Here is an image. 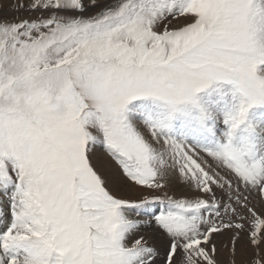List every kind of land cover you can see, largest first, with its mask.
Here are the masks:
<instances>
[{
	"label": "snow or ice",
	"instance_id": "6c2138e0",
	"mask_svg": "<svg viewBox=\"0 0 264 264\" xmlns=\"http://www.w3.org/2000/svg\"><path fill=\"white\" fill-rule=\"evenodd\" d=\"M8 9L0 264H264V0Z\"/></svg>",
	"mask_w": 264,
	"mask_h": 264
},
{
	"label": "rangeland",
	"instance_id": "374dc122",
	"mask_svg": "<svg viewBox=\"0 0 264 264\" xmlns=\"http://www.w3.org/2000/svg\"><path fill=\"white\" fill-rule=\"evenodd\" d=\"M14 3V0H0V11H9L8 9V5ZM11 14V13H10ZM99 151H102V149H98ZM176 184H171L173 186H169L166 191L173 195L175 198H193L194 197V193L190 192L186 186H184L183 184H180L179 182H175ZM177 186V187H176ZM143 195H147V196H151V195H159V196H163L164 193L163 192H156L153 193L151 190H147V189H136L134 191L133 194V199L141 197ZM253 203L255 204L256 201H253ZM155 214H159L160 212V205L157 203L156 205H154V207L151 209ZM257 210L258 211H264V207H261L259 204H257ZM0 211H2V217L0 220V227L3 226V221L4 218L7 216V210L6 209H0ZM4 216V218H3ZM3 218V219H2ZM133 218H137L140 219V217L136 216L135 214H133ZM143 219H147V217H144ZM3 220V221H2ZM144 228V230H143ZM147 232L153 233V229L148 228L146 225H142L140 228V231L138 233V235H143L146 236ZM153 235V234H152ZM155 235V234H154ZM157 236V235H156ZM159 238H161L163 240V245L164 243L167 242V237L164 235H159ZM149 244L157 249L160 250L161 255L163 254V245L158 246V245H154L152 244V241H149ZM221 260H225L227 261V264H231V256L230 253L226 252V251H221L220 253V257ZM177 259H179V256L177 257ZM241 259V257L238 255L237 256V261L239 264V260Z\"/></svg>",
	"mask_w": 264,
	"mask_h": 264
},
{
	"label": "bare ground",
	"instance_id": "6f19581e",
	"mask_svg": "<svg viewBox=\"0 0 264 264\" xmlns=\"http://www.w3.org/2000/svg\"><path fill=\"white\" fill-rule=\"evenodd\" d=\"M98 151H99V150H98ZM175 182H176V181L173 180L171 184H176ZM171 184H170L169 186H173V185H171ZM176 187H177V186H176ZM2 214H4V213H2V211H0V220H1ZM3 218H4V216H3ZM3 218H2V219H3ZM2 221H3V220H2ZM143 230H144V228H143ZM152 234H153V235H152ZM143 235H144V234H143ZM145 238L148 239L149 241H152V244H154V245H158V246L163 245V240H162L161 238H159L158 236L154 235V232H153V233L147 232Z\"/></svg>",
	"mask_w": 264,
	"mask_h": 264
}]
</instances>
